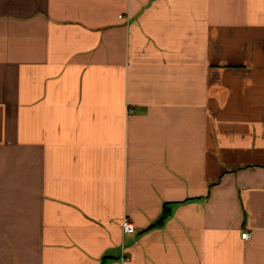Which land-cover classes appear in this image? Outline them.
<instances>
[{
    "label": "crops",
    "instance_id": "0c3cea01",
    "mask_svg": "<svg viewBox=\"0 0 264 264\" xmlns=\"http://www.w3.org/2000/svg\"><path fill=\"white\" fill-rule=\"evenodd\" d=\"M0 264H264V0H0Z\"/></svg>",
    "mask_w": 264,
    "mask_h": 264
},
{
    "label": "built area",
    "instance_id": "2783aa9c",
    "mask_svg": "<svg viewBox=\"0 0 264 264\" xmlns=\"http://www.w3.org/2000/svg\"><path fill=\"white\" fill-rule=\"evenodd\" d=\"M121 228L123 230L124 233L126 234H131L135 231V228L133 226V224L128 220V219H124L123 222L121 223ZM249 234L244 233L242 234V238H247ZM122 260L127 261L128 259L126 257H123Z\"/></svg>",
    "mask_w": 264,
    "mask_h": 264
},
{
    "label": "trees",
    "instance_id": "16d2710c",
    "mask_svg": "<svg viewBox=\"0 0 264 264\" xmlns=\"http://www.w3.org/2000/svg\"><path fill=\"white\" fill-rule=\"evenodd\" d=\"M169 211L167 208H165L162 217L159 219L158 224H162L164 220L168 217Z\"/></svg>",
    "mask_w": 264,
    "mask_h": 264
}]
</instances>
